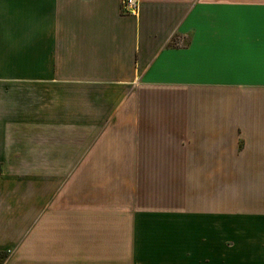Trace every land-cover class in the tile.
Masks as SVG:
<instances>
[{
    "label": "crops",
    "instance_id": "crops-1",
    "mask_svg": "<svg viewBox=\"0 0 264 264\" xmlns=\"http://www.w3.org/2000/svg\"><path fill=\"white\" fill-rule=\"evenodd\" d=\"M0 264H264V0H0Z\"/></svg>",
    "mask_w": 264,
    "mask_h": 264
},
{
    "label": "rangeland",
    "instance_id": "rangeland-1",
    "mask_svg": "<svg viewBox=\"0 0 264 264\" xmlns=\"http://www.w3.org/2000/svg\"><path fill=\"white\" fill-rule=\"evenodd\" d=\"M137 180H144L146 178H136ZM150 179V178H148ZM159 183L154 184V187L158 190H164V191H157L156 194H153L152 196H148V198L157 199L160 202H164L163 204H170V177H159L158 178ZM137 195V193H136ZM147 196V195H146ZM156 200V201H157Z\"/></svg>",
    "mask_w": 264,
    "mask_h": 264
},
{
    "label": "built area",
    "instance_id": "built-area-1",
    "mask_svg": "<svg viewBox=\"0 0 264 264\" xmlns=\"http://www.w3.org/2000/svg\"><path fill=\"white\" fill-rule=\"evenodd\" d=\"M123 9L130 14H137L139 0H121Z\"/></svg>",
    "mask_w": 264,
    "mask_h": 264
}]
</instances>
